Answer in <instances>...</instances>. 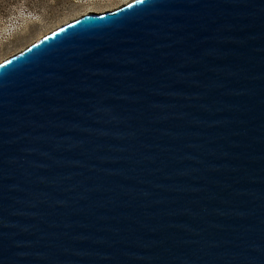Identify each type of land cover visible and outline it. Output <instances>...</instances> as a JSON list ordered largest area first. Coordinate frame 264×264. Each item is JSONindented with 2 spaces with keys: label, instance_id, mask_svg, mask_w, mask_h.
<instances>
[{
  "label": "water",
  "instance_id": "water-1",
  "mask_svg": "<svg viewBox=\"0 0 264 264\" xmlns=\"http://www.w3.org/2000/svg\"><path fill=\"white\" fill-rule=\"evenodd\" d=\"M0 264H264V0H133L1 62Z\"/></svg>",
  "mask_w": 264,
  "mask_h": 264
},
{
  "label": "rangeland",
  "instance_id": "rangeland-1",
  "mask_svg": "<svg viewBox=\"0 0 264 264\" xmlns=\"http://www.w3.org/2000/svg\"><path fill=\"white\" fill-rule=\"evenodd\" d=\"M132 0H0V63L61 25Z\"/></svg>",
  "mask_w": 264,
  "mask_h": 264
},
{
  "label": "bare ground",
  "instance_id": "bare-ground-1",
  "mask_svg": "<svg viewBox=\"0 0 264 264\" xmlns=\"http://www.w3.org/2000/svg\"><path fill=\"white\" fill-rule=\"evenodd\" d=\"M132 1H133V0H132ZM134 1H135V0H134ZM111 11H112V10H111ZM108 12H110V11H108ZM106 13H107V12H106ZM49 34H50V33H49ZM43 36H44V35H43ZM43 36H42V37H43ZM39 39H40V38H39ZM26 49H27V48H26Z\"/></svg>",
  "mask_w": 264,
  "mask_h": 264
}]
</instances>
